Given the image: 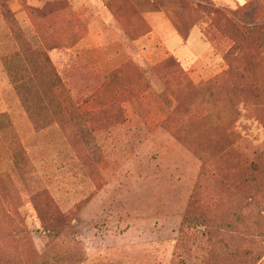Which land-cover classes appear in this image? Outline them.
Returning a JSON list of instances; mask_svg holds the SVG:
<instances>
[{
    "label": "rangeland",
    "instance_id": "374dc122",
    "mask_svg": "<svg viewBox=\"0 0 264 264\" xmlns=\"http://www.w3.org/2000/svg\"><path fill=\"white\" fill-rule=\"evenodd\" d=\"M0 264H264V0H0Z\"/></svg>",
    "mask_w": 264,
    "mask_h": 264
},
{
    "label": "trees",
    "instance_id": "16d2710c",
    "mask_svg": "<svg viewBox=\"0 0 264 264\" xmlns=\"http://www.w3.org/2000/svg\"><path fill=\"white\" fill-rule=\"evenodd\" d=\"M27 112L29 113V116H31L33 119L39 117V112H43L44 108L39 109H31L28 107ZM53 218H42L43 220V228L49 236H54L58 233V231L61 230V226L64 225L65 219L64 216L59 213V211H55Z\"/></svg>",
    "mask_w": 264,
    "mask_h": 264
}]
</instances>
